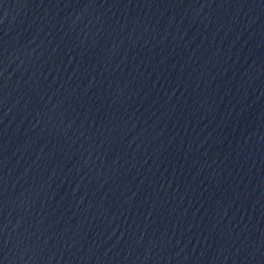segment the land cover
<instances>
[{
    "label": "water",
    "instance_id": "obj_1",
    "mask_svg": "<svg viewBox=\"0 0 264 264\" xmlns=\"http://www.w3.org/2000/svg\"><path fill=\"white\" fill-rule=\"evenodd\" d=\"M0 264H264V0H0Z\"/></svg>",
    "mask_w": 264,
    "mask_h": 264
}]
</instances>
